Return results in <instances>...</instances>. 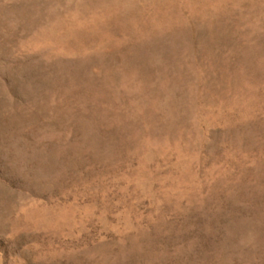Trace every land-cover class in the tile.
I'll return each instance as SVG.
<instances>
[{"label": "rangeland", "instance_id": "rangeland-1", "mask_svg": "<svg viewBox=\"0 0 264 264\" xmlns=\"http://www.w3.org/2000/svg\"><path fill=\"white\" fill-rule=\"evenodd\" d=\"M0 264H264V0H0Z\"/></svg>", "mask_w": 264, "mask_h": 264}]
</instances>
